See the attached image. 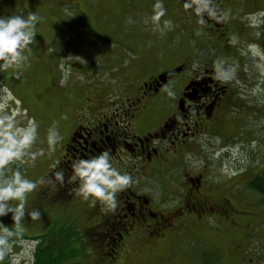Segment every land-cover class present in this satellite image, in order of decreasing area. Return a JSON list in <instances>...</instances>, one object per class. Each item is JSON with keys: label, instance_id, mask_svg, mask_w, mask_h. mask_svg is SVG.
Returning <instances> with one entry per match:
<instances>
[{"label": "rangeland", "instance_id": "obj_1", "mask_svg": "<svg viewBox=\"0 0 264 264\" xmlns=\"http://www.w3.org/2000/svg\"><path fill=\"white\" fill-rule=\"evenodd\" d=\"M23 1V4L16 2L17 14L26 15L32 11L43 17V21L37 25L35 37L44 35L46 40L58 38L54 31L61 19L58 13L54 14L57 12V0ZM236 1L233 5L234 22L229 27L233 31V38H241V49L232 57L220 52L215 57L214 46L218 44L219 48L220 39L208 31L210 22H198L192 18L189 10L173 4L172 0H163L166 11L158 25L151 19L152 6L156 0H74L75 6L72 8L70 4L61 2L67 10L65 23L71 26L64 30L66 38H73L72 31L79 26L85 31H81V34L76 31L75 41H71L70 46L66 44L70 48L67 52L71 51L66 59L70 63L73 57L72 60H78L86 71L78 72L76 67L74 75L70 77L67 74L69 67L67 69L64 64L66 59H63L62 67L67 72L58 79L63 81L59 84L75 88L71 91L72 99L68 100L59 94L60 88L51 78L52 68L45 63L49 69L46 72L41 57L34 61L38 66L31 65L32 60L28 58L30 51L24 53L27 60L21 66L0 70V76L11 79L7 86L0 82V109H4L0 117L9 109H14V112L22 114L16 127L23 124L19 128H25L28 121L33 120L36 139L30 150H44V154L37 155L35 161L25 155L21 160L10 162L5 169H0V178L10 175L16 169L28 179L44 177L52 160L50 156L58 150L75 119L80 117L83 99H87L90 90L99 95L103 92L105 97H109L110 87L114 86L116 80L125 79L135 87L157 65H165L167 68L187 59L192 61L193 73L199 72L205 64L219 65V86L226 83L231 92L234 89L230 88L229 83L235 76L234 71L238 72L236 76L239 78L234 85L236 92L234 99L230 100L232 103L222 108V118L212 131L202 132L193 139V147L183 156V161L175 160L169 168L162 166L159 169L164 170V173L157 174L154 179L150 177L149 180L155 182L162 192L167 191L168 177L179 182L183 173L191 172L193 175L205 172L207 180L219 183L222 193L231 194L234 208L247 213L255 212L242 217L234 214L238 220L234 229L228 227L224 219H216L214 225L217 227L213 230L197 223L193 228H188L185 222L179 223L184 233L167 242L155 244L151 247V255L143 256V260L133 259L137 255H131L126 264H264V196L253 188L249 189L247 185L253 173L264 171V0ZM9 7V0H0V15H10ZM165 20L171 21L169 27L164 26ZM101 35L108 36L109 40H101L97 46L89 45L94 44ZM80 42L88 44L79 45ZM101 43L106 46L99 48ZM53 44L56 45V42ZM102 48L105 50L102 51ZM142 51L147 52V62L141 67H135L133 61L140 55L143 57ZM34 57L37 58L35 51ZM232 61H235L234 66L230 65ZM118 65L119 69L116 70ZM32 68L39 71V79L34 74H31L32 78H21L24 72ZM101 68L105 71L101 72ZM23 108L26 109L25 113ZM92 113H99V109ZM53 127L62 138L57 140L50 151L48 132ZM61 188L63 191L60 193L66 196L68 192L65 187ZM43 190L44 185L41 184L27 194L25 216L21 220L23 232L19 236L8 237L12 241L5 250L8 258L5 256L4 262L0 260V264H33L34 252L41 240L48 246L58 245L59 248L53 252V261H44V264H93L97 236L89 229L99 222L95 210L85 211L82 203L88 201L83 199L77 202H58L52 206L44 202ZM4 203L15 206L18 201ZM32 209L40 210V219L33 221L27 215ZM12 216L11 212L0 216V228L8 227L14 231ZM231 217L234 218L233 213ZM143 249L145 247H135L134 251L139 253ZM208 253L212 258L205 259ZM160 257L173 260L161 261L158 260ZM213 259V263L208 262Z\"/></svg>", "mask_w": 264, "mask_h": 264}, {"label": "flooded vegetation", "instance_id": "obj_2", "mask_svg": "<svg viewBox=\"0 0 264 264\" xmlns=\"http://www.w3.org/2000/svg\"><path fill=\"white\" fill-rule=\"evenodd\" d=\"M16 2L24 3L23 0H9L8 13H18L15 12ZM61 2L70 4V8L75 3L74 0ZM61 2L55 1L57 12L54 14L58 13L61 16L54 30L58 38L46 40L44 35L34 37L32 44L28 46L31 49L28 58L32 60L31 65L38 66L34 61L41 57L46 72L49 69L45 67V63L52 68L51 78L60 88L59 94L63 99L69 100L72 99L71 91L75 88L60 86L63 81L58 79L67 72L68 67L67 74L70 77L74 75L76 67L78 72L86 71L85 66L80 65L78 60H72V57L69 63L66 59L70 55L71 51H67L70 49V42L75 41L76 31L80 34L81 31H85L79 26L77 30L72 31L73 38H66L64 30L71 26L65 23L67 10ZM172 3L182 6L187 3L190 7L186 10H189L192 18L205 24L210 22L208 31L220 39L219 48L218 44L214 46L215 57L219 52L232 57L240 51L241 38H233V31L229 27L230 23L234 22L233 5L237 3L236 0H172ZM198 8L201 10L199 13ZM63 15L65 17L62 18ZM189 19L191 21V18ZM211 33L209 35L213 37ZM80 39L82 40L81 35ZM101 40L108 41L109 37L101 35L94 44L89 45L97 46ZM53 42H56V45ZM101 44L99 48L106 46L105 43ZM104 50L102 48V51ZM34 51L37 52V58L34 57ZM24 53H28V50ZM141 53L143 57L140 55L133 61L135 67H141L147 62V52ZM63 59H66L64 64L67 69L62 67ZM222 59L225 60L226 57ZM234 64L235 61L230 62V65ZM118 69L119 65L116 67V70ZM111 70L112 68L109 71ZM192 70V61L187 59L167 68L165 65H157L135 84V87L128 84L125 79L116 80L114 86L110 87L109 97H105L103 92L99 95L90 90L87 99H83L82 109L79 110L80 117L75 119L58 150L50 156L54 161L51 160L47 166L41 197L52 206L58 202L82 200L71 191L78 186V182L69 179L72 174L71 162L78 154L79 157L88 158L108 151L113 166L121 172H127L132 178L131 185L117 193V205L114 209L102 205L99 201L95 205L90 201L82 203L85 211L95 210L94 213L99 219V222L89 229L97 236L93 264H126L133 254L137 255L133 259L143 260V256L151 255V247L155 244L167 242L174 236L184 233L181 232L183 228H179V223L185 222L188 228H193L197 223L213 230L217 227L214 225L215 220L224 219L228 227L234 229L238 222L234 214H239L240 217L244 215L243 210L234 208L231 194L222 193L219 183L214 184L207 180L205 172L193 175L191 172L183 173L182 179L180 178L181 181L185 180L183 184L167 176V191L162 192L155 182L151 183L149 180L150 177L154 179L157 174L164 173V170L159 169L162 166L169 168L175 160L183 161V156L193 147V139L202 132L212 131L222 118V108L228 107L232 103L230 100L234 99L236 92L234 85L239 78L236 76L237 71V73L234 71L233 78L232 75L228 78L229 80L232 78L229 84L234 91L231 92L228 90V84L219 86L217 68L213 64H205L199 72L193 73ZM103 71L104 68H101V72ZM38 72L32 68L24 72L25 75L21 78L34 74L39 79ZM10 80L8 77L0 76V82L6 86ZM169 92L172 95H169ZM60 100L62 102V99ZM95 109H99V113L93 114L92 111ZM2 110L0 109V112ZM22 111L25 113L26 109L23 108ZM8 112L9 115L6 114ZM6 113L4 116L14 114L12 109ZM21 118V112L15 114L14 123H18ZM19 127H23V124ZM28 152L32 151L29 149ZM164 158L167 161H162ZM61 171L64 173L63 183L57 181L54 175L55 172ZM61 187H65L68 192L66 196L60 193L63 191ZM105 208L107 210H104ZM232 213L235 219L231 217ZM135 247L145 249L136 253ZM158 260L173 259L160 257ZM154 261L155 259L152 260Z\"/></svg>", "mask_w": 264, "mask_h": 264}, {"label": "clouds", "instance_id": "obj_3", "mask_svg": "<svg viewBox=\"0 0 264 264\" xmlns=\"http://www.w3.org/2000/svg\"><path fill=\"white\" fill-rule=\"evenodd\" d=\"M185 9L190 7L185 3ZM152 21L158 25L161 17L165 15L163 0H156L152 6ZM207 8V4H205ZM201 10L198 8L197 12ZM210 15L215 13L210 12ZM227 14H225L226 18ZM43 21V17L36 12H28L26 15L10 14L0 15V70L17 68L27 60L23 55L25 50L31 51L28 47L32 44L37 33V25ZM171 21L165 20L164 26L169 27ZM250 47H254L250 45ZM217 72L220 73V66L216 65ZM169 95H172L169 92ZM13 116L0 117V169H5L10 162L21 160L25 155H29L35 161L37 155H43L44 150L38 152H28L36 139V125L33 120L28 121V126L19 128L15 126ZM62 137L55 127L48 132L49 150L54 148L58 139ZM55 167V165H53ZM72 174L70 181L78 182L71 191L84 201H90L95 205L99 201L102 205L114 209L117 205V193L129 187L132 178L127 172H121L113 166L112 157L108 151H102L98 155L88 158L76 157L71 162ZM55 179L63 183L64 173L55 172ZM45 178L32 180L28 179L19 169L12 170L10 175L0 178V216L8 212L13 214L15 230L8 227L0 228V246L8 245V237L19 236L23 232L21 224L25 216V204L27 194L37 189L38 185L44 184ZM18 201L15 206L6 205V201ZM28 216L33 221L40 219L41 212L38 209L28 211ZM3 247H0V260L3 259Z\"/></svg>", "mask_w": 264, "mask_h": 264}, {"label": "trees", "instance_id": "obj_4", "mask_svg": "<svg viewBox=\"0 0 264 264\" xmlns=\"http://www.w3.org/2000/svg\"><path fill=\"white\" fill-rule=\"evenodd\" d=\"M247 182H248L247 185H248L249 189L253 188L256 192H260V194L262 196H264V171L263 170L260 173H258V171L256 173H253V177H251ZM263 200H264V197H263ZM251 213L252 212H248L247 213L245 211L244 215L246 216V214L248 215V214H251ZM244 215H242V216H244ZM11 242L12 241L8 239V244L11 243ZM0 247H3V246H0ZM57 247H58V245H57ZM57 247L51 246V245L48 246V244L46 245V243L41 240V244H38V248L34 252L35 261H34L33 264H44L45 263L44 261H48V260H52L53 261V252L58 251L59 248H57ZM7 248H8L7 246L3 247L4 255H3V259H2L1 262H4L3 260H5V256H6V259L8 258V256L5 254L6 253L5 250ZM204 258L205 259H210L212 257L208 253L207 255L204 256ZM208 262L213 263L214 259L213 260H209Z\"/></svg>", "mask_w": 264, "mask_h": 264}]
</instances>
